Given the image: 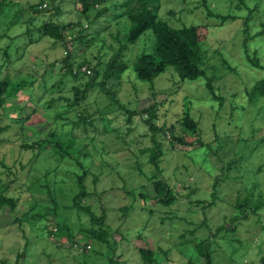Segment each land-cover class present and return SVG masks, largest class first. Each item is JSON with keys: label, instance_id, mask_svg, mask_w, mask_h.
Here are the masks:
<instances>
[{"label": "rangeland", "instance_id": "rangeland-1", "mask_svg": "<svg viewBox=\"0 0 264 264\" xmlns=\"http://www.w3.org/2000/svg\"><path fill=\"white\" fill-rule=\"evenodd\" d=\"M5 2L10 6L0 18V48L9 41L1 38L3 35L16 38L12 43L17 38L23 42L10 49L12 62L2 68L0 77L34 81V85H27L9 102L23 107L24 113L0 115V128H6L0 133V194L17 200L13 211L8 206L0 207V264H15L18 251L25 254L19 264H145L138 253L144 246L142 239L153 252V264H191L190 258L195 259L191 250L194 244L210 234H214L209 247L213 264H264V99L250 101L245 92L264 75V70L247 63L245 53L251 57L257 52L264 67V35L256 36L262 31L264 0H207L210 12L234 17L225 24L209 16L202 0H162L160 15L170 25L205 27L204 69L208 77L216 76L212 84L215 93L223 98L222 105L206 95L203 79L170 81L167 74L156 78L153 84L139 81L131 60L140 51L148 50L144 37L126 49L122 60L129 67L120 80L107 83L125 109L141 111L155 107V124L173 125L175 135L188 143L184 146L172 142L170 133L157 136L162 150L157 160L158 178L176 194L175 201L167 206L147 202L141 196L153 197L150 180L157 173L145 152L151 147L144 123L148 114L128 121L123 109L111 104L100 91L92 90L79 107L64 115V121L56 117L70 105V86L77 83L66 77L61 88L53 87L61 79V59L66 51L51 39L40 38L36 31L32 32L34 42L30 43L24 33L50 17L63 25L84 20L77 10L79 5L73 1L44 0L38 7L42 13L35 14L28 5L37 0ZM57 5L60 12L54 15L53 7ZM117 23L121 22L102 19L94 26L83 22L88 26L83 33L85 38L94 40L89 46L74 44V69L84 60L103 66L120 46L115 35L121 33L122 27ZM105 26L108 28L101 30ZM245 28L251 37L247 41ZM117 38L122 42L121 34ZM3 58L0 50V63ZM222 59L237 73L226 69ZM186 107L199 123L197 135L177 123ZM34 109L38 110L36 114ZM25 115H30V122L24 125L12 120ZM79 115L90 120L85 126L71 129L69 123L77 122ZM53 128L61 135V141H71V158L61 160L50 147L22 148L46 138ZM77 162L88 172L84 181L88 192L85 202L96 215L104 213L108 232L107 244L87 241L82 232L89 223L85 214L62 212L60 222L64 220L80 247L87 244L86 251L77 247L65 250L60 244L66 240L65 235L59 242L48 235L47 230L54 227L53 216L38 219V224L33 220L37 213L52 206L47 192H40L39 187L44 184H50L54 190L60 212L71 204L76 174L81 172ZM44 175L49 177L44 179ZM245 197L250 201L249 207H258L257 212L246 209V219L233 220L239 214L236 203ZM27 217L34 226L14 222ZM231 222L235 223L233 230L229 227ZM224 224L227 230L217 233L216 229Z\"/></svg>", "mask_w": 264, "mask_h": 264}, {"label": "trees", "instance_id": "trees-1", "mask_svg": "<svg viewBox=\"0 0 264 264\" xmlns=\"http://www.w3.org/2000/svg\"><path fill=\"white\" fill-rule=\"evenodd\" d=\"M43 1L44 0H37V3L29 4L28 8L35 14H41L42 10L38 9V7H41ZM67 1H73L74 4L79 5V9L77 10L79 11L81 18L84 20L63 25L54 22V19L50 17V19L42 21L32 31L27 30L24 33V35L29 38L30 43L34 42L32 39V32L36 31L40 38H49L53 41L54 45L63 47V49L66 51L65 57L61 59V63L63 64V73L61 74V79H59L58 84L53 85V87L58 89L61 88L63 82L62 79L66 77L75 80L77 83L70 86V90L73 93V99L72 101H69L71 102L70 105L66 107L63 112L57 113L56 117L64 121L66 119L64 115L69 113L75 107H79L92 90L100 91L106 96L111 104L123 109L127 113L128 121L137 115L142 116L144 113L148 114V116L144 118V123L147 125L148 131L150 133L149 137L151 141V147L145 149V152L148 153L149 163L157 173L153 174L150 180L153 181V197H149L147 194L141 196H143L144 200L147 202H157L164 206L170 205L175 201L176 194L171 192L169 185L163 179L158 178L160 171L158 169L159 163L157 160L158 157L162 156V150L161 143L158 142L157 136L159 133H162L163 135H165V133H170L172 142H176L184 146L188 145V143L183 137L175 135L173 125L166 127L164 125L157 126L155 124V120L158 118L155 107L150 106L149 108L143 109L141 111L125 109L124 105H122L120 100L117 98L116 93L111 88L107 87V83L111 80L113 82L120 80L122 74L129 67L127 63L122 60L124 58L126 49L128 46L132 47L136 45L140 41L141 37H144L149 43L148 50L140 51L131 60V62L133 61L131 65L132 69L139 81L153 84L156 78L160 77L161 75L165 76L167 74L170 75V81L175 79L181 81H196L198 79H203L207 90L206 95L210 96V100L218 101L220 105H222L223 98L215 93L212 84V81L214 78H216V76H212L211 78L208 77L204 69V50L202 48L206 38L203 33L205 27L197 24L182 25L181 27H174L170 25L169 21L160 15L162 0H61L60 3ZM239 1L243 3V0ZM206 2L207 0H202L201 4L208 11L209 16L220 21L222 24H225L227 21L234 20V17L231 15L210 12ZM9 6L10 4L5 2V0H0V18L5 15L4 11ZM257 7L258 5H256L254 8L256 9ZM53 8V11H55L54 15H57L60 12L59 5L54 6ZM168 13L170 15L174 14L172 11H169ZM102 19L107 20V22L110 20L121 22L117 23V25L122 27V31L121 33L118 31L119 34L115 35V40L120 43L119 48L103 64L102 67L100 62H98L96 65H92L90 61L84 60L74 69L73 63L71 61L72 48L74 44L85 43L87 46H89L94 39L85 38L87 36L83 33L87 31L86 29L88 26H94L97 21ZM83 22H86L88 26H84ZM260 26L262 27V31L256 33V36L264 35V22H260ZM245 27L249 29L248 26ZM77 28L78 30L75 34H73V30ZM106 28L108 27L105 26L101 28V30H106ZM247 28L244 30L246 41L251 39V37L248 35ZM66 34H70V36L67 37ZM120 34L122 36V42L119 38H117V36ZM1 38H7L9 41L3 49L0 48L2 55L4 56L2 62L0 63V75L2 74V68L6 67L12 62L10 49L13 46H16L15 48H17L20 43L22 44L23 42L20 40V38H17L15 41L16 43H12L16 38H11L7 35H3ZM14 51L16 50L14 49ZM245 53L246 61L251 67L264 70V67L261 66L257 52H254L251 57L247 52ZM222 60L223 63H225L226 69L231 71L234 70L237 73L236 69H233L226 60ZM80 80L82 83H78ZM179 84L180 83L177 82L176 85L179 86ZM27 85L33 86L34 81H13L8 75L0 77V115H7L9 112H18L17 114H22L25 112L23 107L20 108L16 104H9V102L12 98H15L21 90L27 87ZM245 92L250 101H259L260 99H264V75L256 79L249 88H245ZM185 109L186 112L182 114V116L177 120V123L180 124L185 130L197 135L199 123L191 117V114L189 113L190 109L188 107ZM37 112V109L33 110V114H36ZM13 117L14 116H12V118ZM87 119L90 120L89 117L86 118L84 116L82 117V115H79L77 122L69 123H72L71 129L79 127L80 124L85 126L88 123ZM12 120L14 123L24 125L25 123L30 122V115H25V117L18 116ZM22 128L24 127L22 126ZM84 129L85 127H83V130ZM5 130V127L0 128V133ZM59 136L61 135H59L57 130L53 128L46 135V138L38 139L30 146L24 144L22 145V148L27 150L36 148L46 149L47 147H50L53 153L60 157L61 160L66 158L69 159L71 158L72 154V143L71 141H61ZM199 144L203 145L200 139ZM35 157L36 154L33 156V158ZM77 167L81 172L76 174V181L74 183L75 192L72 191L73 194L71 195V204L63 207V211L61 210L60 212L61 207L58 205L55 199L54 190L51 188L50 184H44L42 185L43 187H39L40 192H47V194L50 196L52 206L47 207L43 213H37L38 215L36 214L37 216L33 217V220L38 224V219L44 220L48 216H53L54 227L50 230L46 229L48 235L55 237L58 242L65 235L66 240H61L60 243L63 247H65V250L74 249L77 247L86 251L87 244L83 245V247H80L78 245V241L75 240V236L65 225L64 220L60 222V214L62 212L71 210L77 214H85L89 223L86 229H83L82 232L85 234L84 239L87 241L96 240L100 243L107 244L108 232L105 228L104 213H102L100 216L96 215L91 209L90 204L85 202L86 197H88V192L86 191L84 185L85 178L88 175L87 168L83 166L81 162H77ZM47 174H49V172ZM43 177L44 179H47L49 176L44 175ZM16 203V199L5 197L4 194H0V207L8 206L10 211H13L15 209ZM197 203L202 202L197 201ZM249 205L250 201L248 197H245L243 200L237 202L235 208L239 214L235 215L233 220H240L243 218L246 219V209H251V211L254 213L257 212L258 207H249ZM123 210L126 212L127 208H124ZM14 222H18L19 226H22L25 222H27L26 224H28L29 227L34 226V223H32V220H30L28 217L26 219H22V221L21 219H15ZM226 227L227 226L225 224L221 225L216 229V232L218 233L219 231L227 230L225 229ZM229 227L231 230L235 229V223L231 222ZM213 237L214 234H210L206 237H202L194 244L191 250L195 256V259L190 258L189 261L191 264H213L209 250L210 243L212 242L211 239ZM142 243L144 246L138 249L139 256L145 264H153L155 259L153 258L152 250H150L147 246L145 239H142ZM24 256V251H18L15 264H19Z\"/></svg>", "mask_w": 264, "mask_h": 264}]
</instances>
